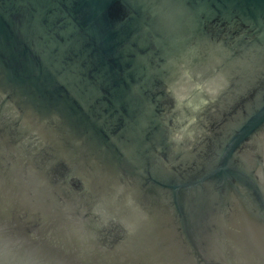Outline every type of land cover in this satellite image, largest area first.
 Here are the masks:
<instances>
[{
  "label": "water",
  "instance_id": "1",
  "mask_svg": "<svg viewBox=\"0 0 264 264\" xmlns=\"http://www.w3.org/2000/svg\"><path fill=\"white\" fill-rule=\"evenodd\" d=\"M0 264H264V0H0Z\"/></svg>",
  "mask_w": 264,
  "mask_h": 264
}]
</instances>
